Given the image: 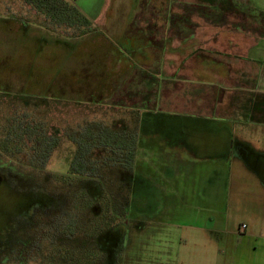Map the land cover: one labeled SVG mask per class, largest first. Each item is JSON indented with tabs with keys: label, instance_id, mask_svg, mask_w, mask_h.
I'll return each instance as SVG.
<instances>
[{
	"label": "rangeland",
	"instance_id": "374dc122",
	"mask_svg": "<svg viewBox=\"0 0 264 264\" xmlns=\"http://www.w3.org/2000/svg\"><path fill=\"white\" fill-rule=\"evenodd\" d=\"M68 1L89 18L95 29L93 35L70 40L67 36L69 31L51 30L41 15L19 0H0V107L10 105L15 96H25L20 93L24 88L32 92L25 96V101L46 103L34 111L44 112L45 122L51 125L49 127L52 130L59 129L60 133L84 122L109 124L106 126L122 131L136 129L137 137L154 145L160 154L164 149L161 141H169L167 143H172L181 151L189 134H194L191 135L192 139L199 140L200 135H204V122L196 117L164 112L166 109L161 111L156 107L155 99L160 96L161 81L156 80V76L148 70L151 63L144 64V55L137 48L129 47L126 41V37L141 35L135 27H131V21L135 10L144 7L148 0ZM3 6H8L10 11L3 12ZM147 52L153 53L148 49ZM126 57L130 61V68H138L150 79L148 90L145 91V87L144 91H138L139 97L144 98L142 107H133L130 103L124 106L122 101L111 105L108 101L112 94L110 88L116 91L122 83L120 77L125 74L122 72V64ZM45 61L54 62L52 67H47L50 77L47 79V86H37V81H43L39 80L43 78L38 75L39 68L42 63L45 65ZM63 67L70 75L78 76L74 79L69 77L56 87V81L51 77L60 74ZM86 73L91 78L95 75L103 79L117 75L119 78L108 84L104 80L100 87L99 84L96 86V89L99 87L96 90L89 87L91 78L88 80L84 77ZM73 82L75 83L71 85ZM164 85L168 83L164 82ZM85 86L88 94L95 92V95L85 96ZM105 86L107 94L103 91ZM40 91L48 93L47 97L40 95ZM138 122L141 124L140 128H134ZM192 129L194 131H190ZM179 151L170 153L168 159L179 161L182 158ZM160 154L153 160L140 163L144 170L142 178L140 173L136 174L135 161V173L134 170L131 171L133 179L130 187L117 181L123 177L124 169L111 164L103 166L107 174L100 182V187L103 190L117 187L122 194L126 193L130 202L128 217L132 215L135 221L130 232V226L121 227L123 230L101 232L94 240V246L102 247L108 252L118 247L125 253L130 250L133 235L140 234L142 229L153 225L161 230L157 234L166 230L172 235L169 250L176 253L177 263L174 264H178V261L181 264H232L236 255L258 257L261 251L257 248L254 252L253 248L259 246L260 240H264L262 192L255 190L249 193L224 192L221 196L215 195L212 193L216 188L215 181L204 178L205 174H198L199 172L187 178L170 173L163 183L165 177L160 171H163L166 164L162 162L163 155ZM68 157L67 150H61L60 155L55 153L45 172L39 174L0 156V264H38L40 261L39 253L35 249L31 251L38 243L36 239L41 238L40 232L37 235V227L41 228L42 222L47 221L43 209L39 207L49 203L52 212L64 204L58 195L62 193V188L58 184L47 183L44 174H64L69 169ZM6 165L11 166L13 172L4 169ZM150 165H153L151 171L148 170ZM17 173L28 177H20ZM113 182L116 186L112 185ZM39 223H42L41 226ZM242 226L247 229H242ZM27 235L29 239L31 235L36 241L28 252L23 249L31 244L27 241ZM156 237L151 246L160 249V244H164V236H158L162 241L156 240ZM30 260L32 262L29 263Z\"/></svg>",
	"mask_w": 264,
	"mask_h": 264
},
{
	"label": "crops",
	"instance_id": "0c3cea01",
	"mask_svg": "<svg viewBox=\"0 0 264 264\" xmlns=\"http://www.w3.org/2000/svg\"><path fill=\"white\" fill-rule=\"evenodd\" d=\"M144 5L135 10L131 21L141 35L125 37L129 47L144 55V64L151 63L148 70L161 81L156 107L204 122V135L195 140L189 134L181 151L161 141L166 164L160 171L163 183L170 173L187 178L199 172L215 181V195L260 190L264 198V0H148ZM130 67L126 57L122 83L116 91L110 88L111 105L122 101L124 106H144L138 91L145 87L147 91L150 79ZM98 76L93 78L94 88L103 79ZM110 77H104L107 84L119 78ZM103 91L107 94L105 87ZM140 126L138 122L134 128ZM178 151L182 153L179 161L168 159ZM159 152L138 137L136 174L142 178L140 163L153 160ZM157 227L150 225L133 235L130 250L115 252L109 264H174L176 253L169 250L173 237L166 230L157 234L161 231ZM160 235L164 244L153 248L154 237L157 240ZM257 248L261 251L258 257L236 255L232 264H264V240L254 252Z\"/></svg>",
	"mask_w": 264,
	"mask_h": 264
},
{
	"label": "trees",
	"instance_id": "16d2710c",
	"mask_svg": "<svg viewBox=\"0 0 264 264\" xmlns=\"http://www.w3.org/2000/svg\"><path fill=\"white\" fill-rule=\"evenodd\" d=\"M19 1L41 15L51 30L69 31L67 36L70 40L86 38L95 33L89 18L68 0ZM9 11L8 6H3V12ZM45 62V65L42 63L39 68L40 74H37L43 78L39 80L43 81H37V86H47V79L50 77L47 67H52L54 62ZM68 74L63 67L60 74L52 75V80L56 81L55 86L61 85L69 77L74 79L78 76ZM84 77L88 80L91 78L87 73ZM104 80L107 82L106 79H100L99 87ZM93 81L91 78V84L88 85L96 89ZM85 88V96L95 95V92L88 94L87 86ZM21 90L20 93L25 96L32 93L24 88ZM39 93L45 97L48 94H45V91ZM25 96H15L10 105L0 107V156L7 157L17 166L40 174L45 172L55 153L60 155L61 150H67L69 169L60 175L48 172L44 174L47 183L52 182L62 188V193L58 195L64 204L52 212L49 203L39 207L43 209L44 218L47 219L41 223L42 226L39 223L41 228L37 227L36 230L37 235L40 232L41 238L36 239L38 243L33 249L31 246H34L36 241L32 236L31 239L27 238L31 244L23 249L27 252L35 249L40 257L38 264H98L99 252L86 247L87 242L95 239L101 230L118 225V222L122 221L118 217H126L129 212V197L126 193L122 194L121 189L116 187L113 190H103L100 187V182L107 174L103 166L111 164L124 169L123 177L117 181L127 185L131 183L138 142L136 129L122 131L103 123L84 122L76 128L60 133L59 129L52 130L49 127L51 125L45 122L44 112L34 111L46 103L41 101L34 104L25 101ZM10 167L6 165L3 168L13 172ZM17 174L20 177H28ZM112 185L116 186V183L113 182ZM42 195L46 197L45 194Z\"/></svg>",
	"mask_w": 264,
	"mask_h": 264
},
{
	"label": "flooded vegetation",
	"instance_id": "af4514ba",
	"mask_svg": "<svg viewBox=\"0 0 264 264\" xmlns=\"http://www.w3.org/2000/svg\"><path fill=\"white\" fill-rule=\"evenodd\" d=\"M121 184V183H120ZM122 184H124V183H122ZM131 184L132 183H130V184H124V185H126L127 187H130L131 186ZM117 188V187H116ZM120 189V188H119ZM129 208H130V202H129ZM129 212H130V210H128ZM129 212H128V214H129ZM118 218H120V219H122V221H120V222H118V225H116V226H110V227H107V228H105V229H103V230H101L96 236H95V239L99 236V234L101 233V232H103V231H106V230H116V229H121V230H123L121 227H123V226H130V228L128 229L129 230V232H130V230H131V226L133 225V223H134V219L132 218V215L130 216V217H128V215L126 216V217H123V218H121V217H118ZM127 221V222H126ZM130 224V225H129ZM126 229V228H125ZM27 238H29L28 237V235L26 236ZM30 237H31V235H30ZM95 239H91V240H89L88 242H87V244H86V247H88L89 249H96L98 252H99V263L98 264H106L108 261H110L111 260V262H113L112 261V258H113V254H115V252H118L119 250H120V248H118V247H115V249H113L112 248V250L110 251V252H108L107 250L105 251L102 247H99V246H94V240ZM117 245H119V243H116ZM110 262H108V264H109Z\"/></svg>",
	"mask_w": 264,
	"mask_h": 264
},
{
	"label": "built area",
	"instance_id": "2783aa9c",
	"mask_svg": "<svg viewBox=\"0 0 264 264\" xmlns=\"http://www.w3.org/2000/svg\"><path fill=\"white\" fill-rule=\"evenodd\" d=\"M242 229H245V226H242Z\"/></svg>",
	"mask_w": 264,
	"mask_h": 264
}]
</instances>
